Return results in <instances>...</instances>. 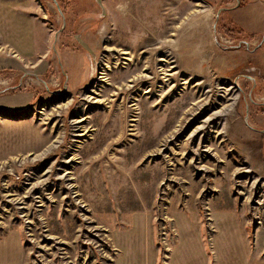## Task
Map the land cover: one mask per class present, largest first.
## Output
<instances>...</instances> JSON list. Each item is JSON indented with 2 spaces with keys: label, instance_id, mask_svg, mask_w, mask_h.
Here are the masks:
<instances>
[{
  "label": "rangeland",
  "instance_id": "1",
  "mask_svg": "<svg viewBox=\"0 0 264 264\" xmlns=\"http://www.w3.org/2000/svg\"><path fill=\"white\" fill-rule=\"evenodd\" d=\"M102 1L60 0L64 20L28 1L46 56L0 72V97L28 96L0 109V238L23 264H120L115 236L142 229L169 264L177 214L210 254L235 214L264 264V0Z\"/></svg>",
  "mask_w": 264,
  "mask_h": 264
},
{
  "label": "crops",
  "instance_id": "2",
  "mask_svg": "<svg viewBox=\"0 0 264 264\" xmlns=\"http://www.w3.org/2000/svg\"><path fill=\"white\" fill-rule=\"evenodd\" d=\"M28 1L31 0H0V72L22 66L24 63L28 65L30 62L35 63L40 70H44L43 61L46 56L44 38L47 36V26L32 14L31 4ZM16 79L14 77L12 80L13 84L20 82L19 78L17 81ZM4 80L8 81L9 78L5 76ZM3 96L0 97V109H20L28 100V96L11 98ZM176 217H180L184 222L186 218L187 227L185 234L183 230L181 241L171 252L169 264H251L245 230L239 226L235 214L224 215L220 219V232L217 236L218 240L213 243V254L208 251L199 231L198 216L180 213ZM140 230V240L138 239L135 247H127L125 242L134 243L131 237L125 236L130 233L115 236V243L123 250L120 264H156V253L152 251L155 246L149 238L146 240L145 231ZM137 251L139 252L135 256ZM138 256L139 259H136ZM23 260L24 254L19 235L0 238V264H23Z\"/></svg>",
  "mask_w": 264,
  "mask_h": 264
},
{
  "label": "flooded vegetation",
  "instance_id": "3",
  "mask_svg": "<svg viewBox=\"0 0 264 264\" xmlns=\"http://www.w3.org/2000/svg\"><path fill=\"white\" fill-rule=\"evenodd\" d=\"M93 1V3L96 5V7H98V9H99V11L101 12H103V9H102V7L100 6V4L97 2V0H92ZM55 2H56V4H57V7L55 6V8H56V10H57V13H58V16L60 17V18H64L63 16H64V14H63V12H62V10H61V3H60V0H55ZM53 3V2H52ZM100 3H103V1L102 0H100ZM54 4V3H53ZM60 10V12H59V10ZM92 17H89V19H91ZM106 17L104 16V17H102V19L104 20ZM64 20V19H63ZM141 20V19H140ZM134 21L136 22L135 23V27H133L132 28V30H131V32L129 33L128 31H126V30H121V28H119V33H121V31L123 32V31H125V33L124 34H128L129 33V35L132 37V38H134L135 36L138 38V35H137V32H136V30H139L140 29V22H138V20L137 19H134ZM139 27H138V26ZM116 29V28H115ZM141 30L142 29H140V32H141ZM147 30V29H146ZM58 31H60L59 33H58V35L62 32V29H60V30H58ZM149 32V34L150 33H152V32H150V31H148ZM91 35H89L90 36V38L92 39V42H91V44L93 45V46H95V47H97L99 44H98V37H97V35L99 34V27L97 28V27H94V28H92L91 29V33H90ZM140 34V33H139ZM151 36H152V34L149 36L150 38H151ZM112 39H114V40H116V38L115 37H113ZM119 39H120V35H119ZM140 44L138 43V42H136V44H135V47L137 46H139ZM138 49V48H137ZM121 52L122 53H120V55H121V58H123L124 59V57L127 55V52L126 51H122L121 50ZM125 52V53H124ZM123 56V57H122ZM125 58H127V57H125ZM104 73H100V75H103ZM100 78H102L101 76H100Z\"/></svg>",
  "mask_w": 264,
  "mask_h": 264
},
{
  "label": "water",
  "instance_id": "4",
  "mask_svg": "<svg viewBox=\"0 0 264 264\" xmlns=\"http://www.w3.org/2000/svg\"><path fill=\"white\" fill-rule=\"evenodd\" d=\"M53 3H54V5L57 7V4H56V2H55V0H51ZM59 10V9H58ZM224 11H227L226 9H220L218 12H217V18H216V20H218V17H219V14H221L222 12H224ZM59 12H60V10H59ZM60 31H58V33H59ZM58 33H56V36H55V40H57V36H58Z\"/></svg>",
  "mask_w": 264,
  "mask_h": 264
},
{
  "label": "bare ground",
  "instance_id": "5",
  "mask_svg": "<svg viewBox=\"0 0 264 264\" xmlns=\"http://www.w3.org/2000/svg\"><path fill=\"white\" fill-rule=\"evenodd\" d=\"M125 53V52H124ZM127 59H129V58H127ZM107 68H108V66H107ZM214 144V143H213ZM141 176V175H140Z\"/></svg>",
  "mask_w": 264,
  "mask_h": 264
}]
</instances>
